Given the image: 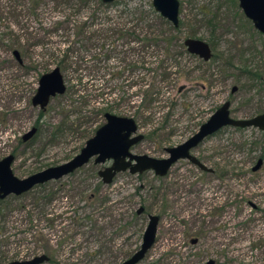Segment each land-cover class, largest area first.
<instances>
[{"label":"rangeland","instance_id":"obj_1","mask_svg":"<svg viewBox=\"0 0 264 264\" xmlns=\"http://www.w3.org/2000/svg\"><path fill=\"white\" fill-rule=\"evenodd\" d=\"M118 1L109 8L115 18L127 3ZM178 1L183 40L202 39L215 56L201 61L197 56L180 54L178 65H173L180 70L171 68L168 78L162 79L154 68L159 55L147 53L152 70L142 78L148 82L156 79L161 90L154 105L137 120L132 115L142 109L137 82L142 78L128 73L124 60L125 51L128 59L137 60L136 51L119 48L118 55L97 62L88 57L92 52L86 57V49L81 54L76 49L75 57L84 60L62 72L66 91L50 99L43 110L33 107L31 98L40 75L54 66L34 69L10 63V77L0 74V110L15 113L0 126V159L13 154L14 175L23 178L72 158L104 123V112L132 117L144 138L131 151L156 158L166 156L165 148L189 138L225 101L230 102L234 118L264 112V36L245 17L238 0ZM3 6L0 3V9ZM69 7L60 4L47 10L46 17L69 15L71 11L65 12ZM30 25L38 27L34 21ZM65 43L52 46L64 49ZM121 68L124 73L120 78L108 74ZM98 88L111 91L98 95L93 91ZM87 93L93 97L86 98ZM170 101L174 105L170 106ZM32 128L36 129L34 135L22 141V135ZM192 153L215 173L203 174L187 160H179L164 176L153 171H124L103 184L97 171L104 165L90 160L83 168L48 184L55 192L49 204L53 222L39 220L36 215L38 220L30 225L45 236L54 251L57 248L54 260L58 264H120L139 248L147 214L158 215L159 222L155 242L139 264H204L209 258L216 264H264V163L260 170H251L264 153V137L255 128L227 126L207 136ZM95 190L97 198L88 199ZM21 204L35 207L31 196L22 200L10 197L1 204L7 210L0 218L4 229L0 231V264L42 254L33 249L37 241L29 236L31 232L25 234L29 221L19 209ZM140 206L144 212L131 220ZM78 208L92 216L84 228L75 227L69 216ZM123 213L122 223L126 220L127 227L117 234L115 218ZM192 238H197V243L192 244Z\"/></svg>","mask_w":264,"mask_h":264},{"label":"trees","instance_id":"obj_2","mask_svg":"<svg viewBox=\"0 0 264 264\" xmlns=\"http://www.w3.org/2000/svg\"><path fill=\"white\" fill-rule=\"evenodd\" d=\"M134 2V0H127V3L122 4V9L118 16L116 15L117 18H115L114 14L110 13L109 8L117 5L119 3L118 0L108 4L103 3L101 0H0V3H4V6L0 9V52H2L0 74L5 72L4 76L7 73V77H10V63H15L20 68L27 66L34 69L38 68L39 65L45 68L52 64L54 67H59L61 72L67 71L78 61L84 60V57H75L74 51L76 49L79 50L80 54L82 49H86V57L88 52H92L88 57L90 59L93 57L98 59L97 62L104 60V58L108 59L118 55L120 52L119 48L125 47L130 51H136L137 60L128 59L126 51L124 60L127 61L125 66L127 72L137 73L138 79L145 76L146 72L152 70L151 66L153 63L147 58V53L149 52L153 51L159 55L154 68L161 72L162 79L168 78L171 68L180 70L179 67L173 66L178 65L176 62L178 55L186 54L197 58L185 50L183 38L180 35V21L178 27H173L153 9L150 1L140 0L139 3ZM60 4L63 6L70 5L65 12L71 11V14L63 15L62 18L57 19H54L53 16L46 17L47 10ZM86 11H88L87 16L83 15ZM1 21L5 23L2 24ZM31 21H34L38 27H31ZM62 41L67 44L64 49L52 46V43ZM14 51L18 52L21 62L16 60L13 55ZM34 56L36 59L32 60L31 57ZM214 56L215 54L212 55V58ZM123 70V68L114 69L108 74L112 78L117 79L122 76ZM252 75H255V73H252ZM137 82H140V85H138L142 97L139 104L142 109L137 114L133 113L132 117L134 119L139 115L143 116L146 113L145 111L154 105L157 100L155 97L161 90V86L156 79L148 82L145 78H142ZM100 89H93V91L98 95H105L111 91V89H106V91L101 92ZM92 95L93 93H87L86 98L91 99ZM8 96L9 100L13 101L12 93H9ZM172 104L174 105V101H170V106ZM12 112L15 113V111ZM12 112L5 109L0 110V126L6 124L9 114ZM39 117H41V113H39ZM38 120L35 123L36 126L39 125ZM81 168L83 166L79 169ZM49 183L37 185L20 196L10 195L0 199V218L5 217L4 213H6L7 204H1L7 198L13 197L14 199L22 200L31 196L35 207L29 208L25 205L22 206L23 204L19 207V209L24 211L29 221L28 228L25 229L26 231L24 230L25 234L28 235L30 231L29 236L35 237L37 242L32 245L33 249H39L40 252L45 253L48 256V262L58 264L54 260L57 248L55 247L56 250L54 251L48 245V240L45 236L37 228L34 229L30 225L38 219H45L49 223L53 222V212L50 210L49 204H52L55 192L48 187ZM92 192L87 196L88 199L97 198V190ZM78 209L71 211L69 216L75 227L84 228L86 227V220L89 219L91 221L92 216L90 214L86 215V211L82 210L83 208ZM123 216L126 215L123 213L121 217L117 215L115 218L118 222L115 232L117 234L123 232L127 227V222L124 218L122 223ZM137 217L136 213H133L131 220ZM3 230V227H0V231L3 232Z\"/></svg>","mask_w":264,"mask_h":264},{"label":"water","instance_id":"obj_3","mask_svg":"<svg viewBox=\"0 0 264 264\" xmlns=\"http://www.w3.org/2000/svg\"><path fill=\"white\" fill-rule=\"evenodd\" d=\"M103 3H112L115 0H101ZM153 9L173 27L179 25V1L178 0H148ZM238 5L243 14L249 19L253 27L264 36V0H238ZM183 45L189 54L197 56L203 61H209L212 51L209 44L198 38L187 37ZM16 60L21 62L17 51L13 52ZM66 90L64 77L59 67L40 75L37 87L31 98V105L40 110L46 108L50 99L62 95ZM236 90L234 86L232 92ZM230 102H223L206 121L200 124L197 131L182 143L165 148L166 156L156 158L147 154H135L131 148L140 142L144 136L138 133V126L132 117L121 116L111 112H104V123L95 133L88 138L79 152L69 160L54 166L46 167L26 177L19 178L14 175L11 165L14 161L13 154H8L0 159V199L7 196H20L37 185L51 181H57L64 176L76 171L80 167L93 161L95 165H103L110 161V165L99 169L97 175L104 184H109L120 172L128 171L130 174H140L145 171H153L157 176H164L168 169L178 160L186 159L202 170H207L191 150L198 146L207 136H210L223 127L248 128L255 127L264 131V113L252 118H234L230 115ZM36 132L35 128L24 133L22 141H27ZM262 159H257L251 170L257 171ZM143 208L140 206L137 213ZM159 217L149 214L148 221L141 237L139 248L120 264H139L147 251L155 242ZM196 239H192L194 243ZM48 261L44 253L26 259H16L6 264H42ZM206 264H214L210 259Z\"/></svg>","mask_w":264,"mask_h":264},{"label":"flooded vegetation","instance_id":"obj_4","mask_svg":"<svg viewBox=\"0 0 264 264\" xmlns=\"http://www.w3.org/2000/svg\"><path fill=\"white\" fill-rule=\"evenodd\" d=\"M190 55H192V54H190ZM210 59H211V58H210ZM261 113H264V112H258V113H255V114H253V115H251V116H249V117H247V118H252V117H254V116L258 115V114H261ZM230 115H231V114H230ZM137 126H138V125H137ZM251 128H255V127H251ZM255 129H257V130L259 131V133H261L262 136L264 137V135H263V134H264V131H261V130L258 129V128H255ZM196 147H197V146H196ZM191 154L194 155V154L192 153V150H191ZM261 155H262L263 157H262ZM261 155H260V157H258V159H260V158L262 159V163H261L260 168L263 166V163H264V153L261 154ZM194 156H195V157H196V158H197V159H198L203 165L206 166L207 170H202V169H200L198 166L194 165V164L191 163L189 160H187L191 165L195 166V168L198 169V170H200L201 173H203V174H207V175H208V174H213V173H215V171H214L215 169H214V168L209 167L208 165H206V164H205L201 159H199L196 155H194ZM181 160H186V159H181ZM178 161H179V160H178ZM178 161H177V162H178ZM256 161H257V160H256ZM255 163H256V162H255ZM105 164H106V165H105ZM105 164H103L104 166H103L102 168H105L106 166H109V165H110V161L107 162V163H105ZM174 164H176V162H175ZM174 164H173V165H174ZM173 165H172V166H173ZM172 166L168 169L167 173L170 171V169L172 168ZM102 168H101V169H102ZM260 168H259L258 170H260ZM167 173H166V174H167ZM166 174H165V175H166ZM113 179H114V178H113ZM100 180H101V178H100ZM101 181H102V180H101ZM102 183H103V182H102ZM103 184H104V183H103ZM141 207L143 208V206H141ZM143 212H144V208H143V210H142L140 213H137V210H136L135 213H136V215H140V214L143 213ZM148 215H149V214H147V218H148ZM153 215H155V214H153ZM157 216H158V215H157ZM158 217H159V216H158ZM158 222H159V221H158ZM157 226H158V225H157ZM192 239H196V241H195L194 243H192V242H191ZM192 239L190 240V242H191L192 244L197 243V238H192ZM131 255H132V254H131ZM131 255H130V256H131ZM130 256H129V257H130ZM129 257H128V258H129ZM210 259H212V258L207 259V260L205 261L204 264H206L207 261L210 260ZM125 260H126V259H125ZM212 260H214V259H212ZM214 264H216L215 260H214Z\"/></svg>","mask_w":264,"mask_h":264}]
</instances>
